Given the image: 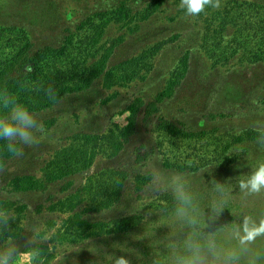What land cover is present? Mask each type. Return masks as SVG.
I'll list each match as a JSON object with an SVG mask.
<instances>
[{
  "label": "rangeland",
  "instance_id": "obj_1",
  "mask_svg": "<svg viewBox=\"0 0 264 264\" xmlns=\"http://www.w3.org/2000/svg\"><path fill=\"white\" fill-rule=\"evenodd\" d=\"M157 1L0 0V66L22 42L33 50L61 47L75 34L71 51L50 68L52 81L71 84L121 38L89 88L31 111L44 124L45 137L0 171V253L15 249L16 264H110L106 254L125 256L130 264H180L193 257L200 264H264V237L242 245L236 234L245 217L264 219V192L240 188V180L264 162V0H221L219 9L196 17L185 15L180 0ZM122 5L129 11L115 17ZM133 59L127 80L109 79V71L121 75L117 67ZM175 77L174 94L157 113L141 112L136 133L118 155L99 153L87 168L45 181L41 190L17 189L16 179L24 175L46 180L64 150L87 152L85 136L124 127L137 98L154 101ZM161 119L208 134L200 140L165 136ZM201 160L210 163L197 170L175 166ZM110 169L127 174L120 201L85 212L83 187ZM150 174L153 180L138 191L137 177ZM173 176L186 182L195 223L177 217ZM79 192L82 199L69 201ZM75 214L105 226L73 242L71 232L80 231L72 227Z\"/></svg>",
  "mask_w": 264,
  "mask_h": 264
},
{
  "label": "trees",
  "instance_id": "obj_2",
  "mask_svg": "<svg viewBox=\"0 0 264 264\" xmlns=\"http://www.w3.org/2000/svg\"><path fill=\"white\" fill-rule=\"evenodd\" d=\"M164 1L165 0H158L157 4L160 5ZM128 11L129 9L125 5H122L114 12V16L118 17L121 15L120 17H122V15ZM104 17L105 16H102V19ZM74 41L75 34L67 36L64 45L61 47L47 45L35 50H33V46L29 41L20 43L17 46V51L0 66V90L7 89L18 100L24 103L30 111H40L53 106L67 93L89 88L94 80L105 72L107 63L115 48L121 42V38L112 42L103 50L90 68V72L87 76L75 77L71 80V84L65 81H52L50 75L51 63L56 59L66 57L71 51ZM136 61V59L129 60L117 67L121 72L123 71L121 75L118 73L114 74L112 70L109 71V79H113L114 83L127 80V74L125 72L127 71V66H131L136 63ZM178 84L179 77L172 78L166 88L150 103H146L142 98H137L129 107V116L127 118V124L124 127L111 129L109 133L103 134L102 136H85L84 139L87 144V152H82V150L77 149L76 146L64 150L62 154L58 155L51 163V167L53 168L45 174L46 180L24 175L16 179L17 189L24 191L41 190L45 187V181L51 182L59 180L75 173L79 169L87 168L92 163L94 157L99 153L105 154L108 157L118 155L124 149L125 144L136 133L138 118L141 112L144 111L147 117L157 113L159 111V104L174 94ZM49 87L55 92V100L50 99L49 96L45 94V89ZM158 128L165 136L183 138L185 140H200L205 138L208 134L206 130L197 132L188 131L167 119H161ZM250 134L255 136L260 135L259 132H251ZM3 143L4 142L0 141V147H2ZM9 159H11V157L6 151H0V162L6 165ZM209 163L210 160H201L200 162L183 161L182 164L178 163L175 164V166L180 170H197ZM167 165L170 166V164ZM153 177L152 174L138 176L136 185L137 190L141 191L144 189V187L153 180ZM126 180L127 174L124 171L115 169L106 170L91 177L89 182L82 189L88 201L85 212H97L114 207L121 199ZM80 195L81 193L79 192L77 195L72 196L69 201L81 198ZM79 201L72 203L70 209H74ZM3 203L4 202L0 200V205ZM7 205L11 206L12 204L7 203ZM72 218L75 220L72 227L74 226L80 229V231L71 232L74 238L71 240L73 242L96 235L101 228L105 226V224L101 222L95 223L88 221L80 214H75ZM66 239L69 240L70 236L68 238H63V240ZM154 261L157 260L155 259Z\"/></svg>",
  "mask_w": 264,
  "mask_h": 264
},
{
  "label": "clouds",
  "instance_id": "obj_3",
  "mask_svg": "<svg viewBox=\"0 0 264 264\" xmlns=\"http://www.w3.org/2000/svg\"><path fill=\"white\" fill-rule=\"evenodd\" d=\"M107 2L108 0H105L106 5ZM179 7L184 10L186 16L196 17L204 13L206 8L219 9L221 0H180ZM45 94L50 99L56 98L51 87L45 89ZM45 135V126L36 115L7 89L0 90V141L4 142L0 151H6L13 159H20L25 155V149L39 145ZM4 166L3 162H0V171ZM169 186L178 201L177 217L195 223V220L189 217V209L193 208L192 196L186 188L183 177L173 176ZM240 188L250 194L264 192V162L259 163L250 174L240 180ZM5 223H7L6 218ZM236 234L242 245L253 243L258 237H264V219L257 223L251 217H245ZM15 256V249H6L0 253V264H16ZM32 256L33 254H29V258ZM105 259L110 264H130L125 256L106 254ZM180 264H200V262L198 257H193L190 260L182 259Z\"/></svg>",
  "mask_w": 264,
  "mask_h": 264
}]
</instances>
